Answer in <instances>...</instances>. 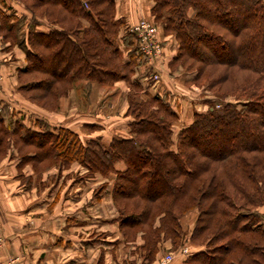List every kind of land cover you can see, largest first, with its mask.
<instances>
[{
    "label": "trees",
    "instance_id": "1",
    "mask_svg": "<svg viewBox=\"0 0 264 264\" xmlns=\"http://www.w3.org/2000/svg\"><path fill=\"white\" fill-rule=\"evenodd\" d=\"M17 1L29 16L0 5V50L24 53L19 96L53 112L71 89L87 102L93 82L111 91L123 81L128 122L125 136L83 139L1 104L0 162L8 155L27 188V165L37 181L73 163L112 178L119 232L124 242L141 240V264L186 241L196 249L168 264H264V0H150L160 43L163 35L176 46L169 72L215 97L183 125L165 95L149 91L151 67L116 17V0ZM192 210L187 232L182 218Z\"/></svg>",
    "mask_w": 264,
    "mask_h": 264
},
{
    "label": "crops",
    "instance_id": "2",
    "mask_svg": "<svg viewBox=\"0 0 264 264\" xmlns=\"http://www.w3.org/2000/svg\"><path fill=\"white\" fill-rule=\"evenodd\" d=\"M1 4L10 6L17 15L29 16L17 0H0ZM115 5L116 17L123 18L126 25L151 16L150 0H116ZM83 24L87 25V22L83 20ZM37 29L46 30L42 24ZM118 44L124 51L121 41ZM173 45L168 37L164 46L168 51L165 52L171 53ZM1 53L6 58L1 66L5 79L0 104L27 115L33 113L50 126L70 127L83 139L100 136L107 142L112 136H125L128 117L123 95L129 90L125 82L118 81L111 91L93 82L89 99L81 109L74 105L77 92L71 89L59 98L56 111H44L21 98L16 91L17 80L12 81L16 79L17 67L24 62L23 51L13 46ZM163 67L160 82L165 84L164 88L175 92V84L165 76L169 71L166 63ZM176 90L187 93L178 86ZM98 93L111 98L105 97L102 105L96 97ZM113 95L121 97L120 103H112ZM13 98H20L21 107L12 103ZM92 124L97 128L86 129ZM23 172L32 177L28 188L17 177L15 162L8 155L0 162V264L142 263L136 247L141 240L129 243L122 240L110 194L111 181L107 177L87 176L86 169L76 163L60 173L58 168L49 167L40 172L38 181L29 165ZM104 181L107 182L104 190L95 195V190Z\"/></svg>",
    "mask_w": 264,
    "mask_h": 264
},
{
    "label": "rangeland",
    "instance_id": "3",
    "mask_svg": "<svg viewBox=\"0 0 264 264\" xmlns=\"http://www.w3.org/2000/svg\"><path fill=\"white\" fill-rule=\"evenodd\" d=\"M141 19H146L147 21H151V16H149L148 18H141ZM140 20V19H139ZM138 20V21H139ZM137 21V22H138ZM136 23V22H135ZM156 25V24H155ZM157 26V33H158V36L160 34L161 36V29L158 25ZM162 38H168V37H165L162 35ZM161 38V39H162ZM165 43H166V40H165ZM165 43L164 45H162V56L160 58V61L158 63V68L161 70L163 69L164 67V64L167 63V61L169 60L170 56L174 53L175 51V48L176 46H174V48H172V51L171 53L169 52H165V51H168L167 49H165ZM0 55H1V58H0V77H1V88H0V93L2 94V86H3V83H4V79H5V76H4V72L2 70V64H3V61L5 60L4 58H6L5 55H2L1 53V50H0ZM149 73H151L150 69L148 71V77H149ZM165 76L167 78H169L168 81H172L175 86L173 87L174 91L175 92H171L169 91L168 88H164L165 87V84L163 82H160L161 81V77H160V80L157 82V83H153L151 80L150 81V86H149V91L152 92V93H160V94H164L167 101H169V103L171 104L172 108L176 109L177 112H179V116H180V120H179V125H183V124H186L190 121L191 119V114L193 113V111L195 110H205L209 104H207V102L205 103L204 99H206L207 97L212 99V100H215V97L213 96L212 92L209 91L207 88H204L202 86H199L195 83H188L187 81H185L184 77L182 74H178V73H171V72H167V74H165ZM17 79L15 80H12L13 82H16ZM11 81V82H12ZM169 84V83H168ZM12 85V84H11ZM179 87V89L181 90V88L183 89L182 91H185L187 93L184 94V92L181 93V91H177V86ZM185 89V90H184ZM76 90V89H74ZM77 92V96L75 97L76 98V101L77 102H74V105L77 106V108H82V106L85 104V100L84 99V94L82 95V92L81 91H78L76 90ZM180 93V94H179ZM65 96V95H64ZM97 99H99V101L102 103L103 105V101L105 100V97H107V94L103 93H98V95L96 96ZM111 98L110 96L107 97V99ZM18 99V100H16ZM13 98L12 100V103L16 102L15 105L17 107H21L19 105V99L20 98ZM89 99V97H87V100ZM218 99V98H216ZM112 103H120L121 101V97L119 96H115L113 95L112 96ZM217 101V100H216ZM18 103V104H17ZM68 103V102H66ZM216 103H221L220 101H217L215 102V106H219L217 105ZM105 106V105H104ZM0 107H1V104H0ZM106 111V110H105ZM30 116H28L29 119H32L34 117V114H29ZM176 129V128H175ZM108 181H111L112 178H109L107 177ZM31 182V181H30ZM106 182V181H104ZM32 183V182H31ZM184 218H182V224H183V227L186 229V231L188 232L193 224V220H194V217L195 216V211L192 210V211H189L186 216H183ZM1 245V243H0ZM187 248V250L190 252V251H193V249H196L195 247L191 246L187 241L184 243V245L182 247H178L176 249H170L168 246L167 248L164 249V251L161 253V255H159V257H157V259L155 261H153L152 264H158L159 263V260L160 258H162V256L166 253H172V255L176 256L178 258V260H180L182 257H184L185 253H183L182 251V248Z\"/></svg>",
    "mask_w": 264,
    "mask_h": 264
},
{
    "label": "built area",
    "instance_id": "4",
    "mask_svg": "<svg viewBox=\"0 0 264 264\" xmlns=\"http://www.w3.org/2000/svg\"><path fill=\"white\" fill-rule=\"evenodd\" d=\"M128 29L136 39L138 51L144 62L151 67L149 80L152 79L151 81L153 83H157L160 80V69L158 68V63L162 56V44L160 43L157 33V26L152 21L140 19L138 22L129 25ZM182 250L185 254L188 252L187 248L183 247ZM172 258V253H166L162 256V258H160L158 264H168Z\"/></svg>",
    "mask_w": 264,
    "mask_h": 264
}]
</instances>
